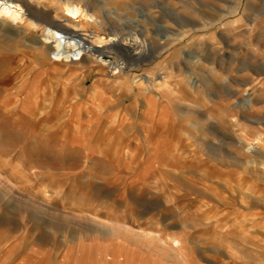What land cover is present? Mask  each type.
Returning a JSON list of instances; mask_svg holds the SVG:
<instances>
[{
	"label": "rangeland",
	"instance_id": "374dc122",
	"mask_svg": "<svg viewBox=\"0 0 264 264\" xmlns=\"http://www.w3.org/2000/svg\"><path fill=\"white\" fill-rule=\"evenodd\" d=\"M71 2L141 44L118 78L0 45V264H264V0Z\"/></svg>",
	"mask_w": 264,
	"mask_h": 264
},
{
	"label": "bare ground",
	"instance_id": "6f19581e",
	"mask_svg": "<svg viewBox=\"0 0 264 264\" xmlns=\"http://www.w3.org/2000/svg\"><path fill=\"white\" fill-rule=\"evenodd\" d=\"M71 1L65 0L63 5H56L57 2H54V5L53 0H0V45L13 47V51L21 55L22 58L31 56V51H34L35 55L45 59V61L50 60L56 64L75 65L77 67L88 65L93 70L98 67L99 70L100 68H107L114 71L113 75L116 78H118L117 76H125L124 73L129 68L126 64L120 62L122 59L119 54H113L105 50L112 51L114 48L119 47L126 52L132 48L130 52L132 55H136L137 49L135 47L141 44L139 43L140 39L133 36L122 42L117 31L112 37H102V35L89 33L91 31L87 32V29L84 30L86 24H100V22L96 21L95 17L81 3ZM82 1L83 3L86 2V0ZM102 8L104 9V7ZM239 8L237 6L236 9ZM219 21L220 19L217 20V22ZM214 22L216 21H212L210 24L213 25ZM97 34L99 33L97 32ZM166 76L168 77L165 72H160L155 76L153 83L144 78V81H140L141 83L137 87L141 92L144 91L143 87H145L146 82L153 89L162 87L166 85ZM70 98L64 96L58 104L71 108ZM253 143L248 144L246 147L249 151L256 152L259 149L260 142ZM165 160L158 162L159 164L165 163ZM179 245V241L172 240L171 248L173 251Z\"/></svg>",
	"mask_w": 264,
	"mask_h": 264
}]
</instances>
